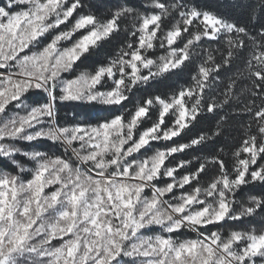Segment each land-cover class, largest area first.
<instances>
[{"label":"snow or ice","instance_id":"snow-or-ice-1","mask_svg":"<svg viewBox=\"0 0 264 264\" xmlns=\"http://www.w3.org/2000/svg\"><path fill=\"white\" fill-rule=\"evenodd\" d=\"M0 264H264V0H0Z\"/></svg>","mask_w":264,"mask_h":264},{"label":"trees","instance_id":"trees-1","mask_svg":"<svg viewBox=\"0 0 264 264\" xmlns=\"http://www.w3.org/2000/svg\"><path fill=\"white\" fill-rule=\"evenodd\" d=\"M202 3L206 6L214 5L216 3V0H202ZM65 111L70 112V109H65Z\"/></svg>","mask_w":264,"mask_h":264}]
</instances>
